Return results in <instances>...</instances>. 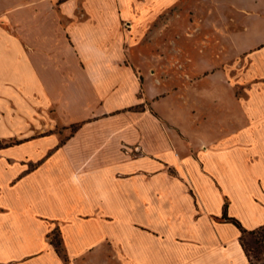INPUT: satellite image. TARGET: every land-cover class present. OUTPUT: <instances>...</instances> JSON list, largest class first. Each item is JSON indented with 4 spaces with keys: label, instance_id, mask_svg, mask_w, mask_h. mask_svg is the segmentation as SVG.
I'll list each match as a JSON object with an SVG mask.
<instances>
[{
    "label": "crops",
    "instance_id": "obj_1",
    "mask_svg": "<svg viewBox=\"0 0 264 264\" xmlns=\"http://www.w3.org/2000/svg\"><path fill=\"white\" fill-rule=\"evenodd\" d=\"M82 1L79 20L80 0H0L1 140L32 130L49 103L67 109V130L92 113V95L138 101L128 52L146 34L163 45V17L187 19L193 4L198 18L227 21V48L246 69L243 123L229 119L208 159L185 155L147 110L124 125L82 123L64 140L4 144L0 264H254L242 236L264 226V0ZM134 144L141 155L121 147Z\"/></svg>",
    "mask_w": 264,
    "mask_h": 264
},
{
    "label": "rangeland",
    "instance_id": "obj_2",
    "mask_svg": "<svg viewBox=\"0 0 264 264\" xmlns=\"http://www.w3.org/2000/svg\"><path fill=\"white\" fill-rule=\"evenodd\" d=\"M85 11L84 3L80 0L76 8L79 20L85 18ZM189 11L191 14L187 19L180 15V9H174L163 17L161 22L168 27L160 28L157 35V43L163 45L156 46L146 34L137 46L139 49L128 52L129 60L134 59L137 63L134 81L141 86L137 91L138 101H117L113 105L108 99L92 95L87 104L92 113L79 114V118L87 117L68 126L67 130L63 125L64 119H68L67 109L49 103L31 116L32 130L0 139V147L31 135L56 133L64 140L82 123L124 125L147 110L155 114L158 124L171 133L179 148H185V155L196 159L211 158L219 139L223 140L229 134V119L236 118L238 124L243 123L241 113L247 104L248 85L242 75L246 69L244 66L236 67V58L227 48L223 28L218 25L227 21L213 20L212 17L211 20L198 18L196 4L189 5ZM0 23L8 26L3 20ZM176 40L183 43V48L165 46L174 44ZM119 63L124 65L122 61ZM79 107L78 104V113ZM235 113L236 117L233 116ZM43 127L45 130L37 131ZM121 147L132 156L142 154L135 144ZM256 182L260 184L259 180ZM218 187L221 190L224 188L219 184ZM244 242L254 264H259V261L264 264V229L246 233Z\"/></svg>",
    "mask_w": 264,
    "mask_h": 264
},
{
    "label": "trees",
    "instance_id": "obj_3",
    "mask_svg": "<svg viewBox=\"0 0 264 264\" xmlns=\"http://www.w3.org/2000/svg\"><path fill=\"white\" fill-rule=\"evenodd\" d=\"M231 220H232L233 222H235L239 227H241L240 223H239L237 220H234V219H231ZM259 229H264V226H263V227H260V228H258V229H256V230H259ZM256 230H252V231H249V232H247L246 230H243V231H244V236H242V243H243V245H244L246 251H247V248H246V245H245V242H244L245 235H246V233H253V232H255ZM52 242L54 243V245H55L57 251H58L60 254H62V255L64 256L65 254H64V251H63V247H62V243H61V241L55 236V237L52 239ZM247 253H248V251H247ZM248 255H249V254H248ZM249 256H250V255H249ZM250 257H251V256H250ZM251 258H252V257H251Z\"/></svg>",
    "mask_w": 264,
    "mask_h": 264
}]
</instances>
